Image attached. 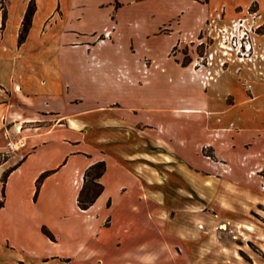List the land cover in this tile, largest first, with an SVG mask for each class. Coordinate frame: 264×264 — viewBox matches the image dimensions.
Here are the masks:
<instances>
[{"label":"crops","instance_id":"obj_1","mask_svg":"<svg viewBox=\"0 0 264 264\" xmlns=\"http://www.w3.org/2000/svg\"><path fill=\"white\" fill-rule=\"evenodd\" d=\"M17 1L6 0L3 6L0 0V264H96L91 260L99 250L81 236H94L115 219L120 229L128 233L125 248L116 256L120 262L157 264L161 259L159 247H171V242L160 241L157 232L142 238L143 228L147 226L142 222V209L134 205L136 215L128 218L125 204L127 196L144 199L147 213L158 214L154 223L157 228L163 210L159 211L160 199L164 194L158 185L172 183L175 177L179 182L187 181L176 183V190L183 195L182 205L175 197L171 205L174 213L183 211L181 229L175 226L172 230L182 240L177 243L186 262L261 264L245 246L237 247L234 238L219 233L217 222L218 229L224 230L227 226L221 225L230 223L233 216H244L241 218L249 233L248 222L253 220L248 213L256 203H264V195L256 202L254 181L247 175L248 168L264 167V124L248 126L242 146L237 141L244 133V126L237 123L241 114L254 122L262 114L264 123V0H185L195 8L192 17L200 27L208 21L215 22L218 28L227 27L240 17H247L248 21L256 17L259 23V29L251 32L255 52L244 58L245 62L234 54L227 56L231 61L225 69L220 61L212 62V67L221 72L215 83L221 84L224 100L216 102L208 96L202 100L204 110L200 118L204 138L195 147L194 158L173 147L150 123L140 120L133 106L121 107L118 97L99 95L80 109L82 97L71 93L76 84L73 65L48 66L40 52L24 49L28 39L19 42L31 0L23 1L14 18L12 9ZM35 1L32 25L40 3ZM74 1L70 4L87 5L84 1ZM138 1L118 0L120 7ZM59 2L64 8L69 5L66 0L64 4ZM107 4L111 5L108 12L112 11L114 0ZM94 5L102 8L105 3L96 0ZM79 14L81 17L84 12ZM240 75L248 79L250 87L238 97L231 86L239 84ZM255 80L262 84V89ZM244 109L245 113L241 112ZM9 140H20V147L11 150ZM204 146L211 148L214 159L209 160L203 154ZM239 148L244 149L242 156ZM99 160L106 163L100 177L103 191L88 208H81L78 195L85 171ZM234 162L244 163L245 183L233 174ZM26 163L34 164L27 184L12 183L10 173L23 169ZM44 172L47 177L37 188V179ZM212 174L216 183L213 207L222 208L215 209L214 217L218 221L213 237L205 226L199 225L207 222L206 200L201 195L208 185L207 176ZM70 190L76 200L73 214L63 201ZM117 197L119 201L122 199V206L116 208L113 205ZM259 226L262 231L258 232L264 236V226ZM260 242L264 249V238ZM81 258L87 261L77 262Z\"/></svg>","mask_w":264,"mask_h":264},{"label":"rangeland","instance_id":"obj_2","mask_svg":"<svg viewBox=\"0 0 264 264\" xmlns=\"http://www.w3.org/2000/svg\"><path fill=\"white\" fill-rule=\"evenodd\" d=\"M23 1L18 0L12 9L14 18L19 13ZM61 1L62 4L65 3V0ZM66 1L69 5L65 8L60 6L59 0H40V3H37L38 16L35 23L30 25L29 35L27 33L22 40L28 39L24 49L31 53L40 52L48 66L73 65L76 84L71 89V93L82 97V102L79 103L80 109L90 105V102L99 95L118 97L121 107L133 106L140 120L150 123L173 147L194 158L195 147L204 138L203 119L200 118L204 110L202 100L206 96L212 101L216 99V102L224 100L221 84L215 83L221 72L216 71L215 66L212 67V62L215 64L220 61V64L223 63L222 69H225L231 61V57H227L230 56V51L224 52L228 49L229 42L226 43L227 38L220 36L217 24L208 21L200 27V23L192 17L195 8L189 6L185 0H174L173 4L169 0H140L137 3L127 2L121 7L118 0H114L110 12L108 10L111 5L107 4L110 0H103L105 5L102 8L94 5L96 0L74 1H84L87 4L85 6L79 3L70 4L73 0ZM2 2L4 6L6 0ZM82 12L84 14L79 17V13ZM255 18L247 21L249 26H253V31L259 25ZM262 28L264 30V25ZM18 40L22 42L19 38ZM251 40H254L252 36ZM253 52H255L254 47ZM233 54L235 55V51ZM244 58L242 63L245 62ZM247 80L245 76L240 75L239 84L231 86L238 97L243 94L242 90L249 89ZM255 82L256 86L262 89V84L257 80ZM243 111L245 113L246 110H241ZM260 113H263V110ZM237 123L244 126L242 131L244 133L237 138L241 146L242 141L247 138L248 126L258 124L261 127L264 124L262 114L255 122L251 118L248 120L247 115L241 114ZM202 151L203 154L208 155L209 160L215 158L210 147L204 146ZM238 151L242 156L244 149L239 148ZM243 164L232 163L233 174L239 178L238 181L245 183L246 180L242 176L245 169ZM33 169V163H26L23 169L13 170L10 173L13 174L11 182L20 181L27 184V177ZM248 169L247 175L254 181V195L257 202L258 198L264 195L262 194L264 167ZM46 177L45 174L43 180ZM207 180L205 194L201 196L206 200L205 211L208 218L206 223L199 225L205 226L208 235L211 233L213 237L218 223L219 233L234 238L235 246H245L243 248L254 255L256 262L261 261L264 264V249L260 242L264 236L258 232V230L262 231L259 225L264 226V203H256L254 209L248 213L253 220L248 222L251 232L245 231L247 225L241 218L244 216L238 215L233 216V220L230 219L226 229H218L219 222L214 217L215 209L218 207H213L216 203L214 174L208 175ZM186 182L184 180L179 182V178L175 177L172 183L158 185L164 194L160 199L159 211L162 208L163 210L159 214L157 228L154 223L158 214L153 216L147 213L144 199L127 196L125 206L128 218H134L136 215L134 205L142 209V222L147 225L143 228L142 238L145 239L157 232L160 241L171 242V247H159L161 259L157 264H188L178 246L182 240L177 237L178 232L172 230L175 226L181 229L183 211L180 209L181 211L174 213L171 208L174 197L177 198L180 206L183 203V195L176 190V183ZM51 183L50 181L49 185ZM63 201L65 207L73 214L76 200L71 190L64 196ZM118 201L117 197L113 205L116 208L122 206V199L119 203ZM218 209L221 211L222 208ZM97 233L89 237L81 236L82 240L99 250L98 255L91 262L122 264L116 256L125 248L128 233L120 229L118 220L111 221L107 228ZM242 254L251 259L245 251H242ZM86 261L87 259L82 258L77 260L79 263Z\"/></svg>","mask_w":264,"mask_h":264},{"label":"trees","instance_id":"obj_3","mask_svg":"<svg viewBox=\"0 0 264 264\" xmlns=\"http://www.w3.org/2000/svg\"><path fill=\"white\" fill-rule=\"evenodd\" d=\"M35 10H36V1L31 0L25 12L22 29L19 36L20 41H22L26 37V34L29 31ZM105 167H106L105 161L99 160L91 164L85 171L84 184L78 195V204L81 208H88L91 204L94 203V201L103 191L104 185L100 181V177L102 176ZM45 174L46 172L42 173L40 177L37 179L36 182L37 188L40 187ZM1 203L2 201H0V205ZM45 231L49 232L47 229H45Z\"/></svg>","mask_w":264,"mask_h":264},{"label":"built area","instance_id":"obj_4","mask_svg":"<svg viewBox=\"0 0 264 264\" xmlns=\"http://www.w3.org/2000/svg\"><path fill=\"white\" fill-rule=\"evenodd\" d=\"M247 21V17H240L234 20L230 26L219 27L220 36L227 38L226 43L229 42L227 43L228 49L224 52L230 51L233 54L235 51V55L239 58L250 56L253 52L254 43L251 40L253 26H249ZM8 144L11 150L17 149L20 147V140H9Z\"/></svg>","mask_w":264,"mask_h":264},{"label":"bare ground","instance_id":"obj_5","mask_svg":"<svg viewBox=\"0 0 264 264\" xmlns=\"http://www.w3.org/2000/svg\"><path fill=\"white\" fill-rule=\"evenodd\" d=\"M221 226H222V227H225V226H227V225L224 223V224H222Z\"/></svg>","mask_w":264,"mask_h":264}]
</instances>
